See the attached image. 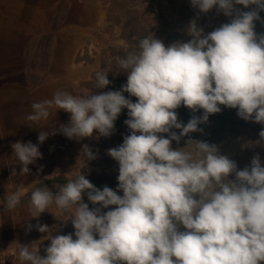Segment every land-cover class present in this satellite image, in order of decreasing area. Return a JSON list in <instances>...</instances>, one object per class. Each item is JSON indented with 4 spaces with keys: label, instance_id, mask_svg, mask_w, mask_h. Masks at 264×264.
Returning a JSON list of instances; mask_svg holds the SVG:
<instances>
[{
    "label": "clouds",
    "instance_id": "1",
    "mask_svg": "<svg viewBox=\"0 0 264 264\" xmlns=\"http://www.w3.org/2000/svg\"><path fill=\"white\" fill-rule=\"evenodd\" d=\"M189 4L198 14L215 7L231 19L204 34L197 15L186 28L191 39L167 47L152 34L141 38L137 51L116 59L126 74L119 90L80 95L56 90L50 99L30 105L25 117L29 127L47 121L52 109L68 113L69 120L40 129L36 144L10 145V156L19 165V172L11 170L13 177L30 174L28 166L41 159L38 146L57 132L77 141L109 137L122 109L127 110L123 123L129 132L106 150L118 164L115 191L97 188L78 174L55 194L47 187L30 192L28 220L54 205L58 212L70 213L73 232L61 235L62 224L49 227L27 220L26 232L35 228L44 235L38 245L16 242L19 264H264V166L259 156L238 170L215 144L189 138L185 147H171L172 141L201 130L198 125L219 113L220 106L260 124L257 143H264V33L254 31V22L264 25L259 16L264 0ZM106 77L107 72L95 73V89L109 85ZM181 105L201 114L181 123L175 112ZM81 152L87 161L96 158L87 144ZM24 195L17 186L0 212L16 209ZM44 240L48 244L41 255L38 246ZM5 262L0 257V264Z\"/></svg>",
    "mask_w": 264,
    "mask_h": 264
},
{
    "label": "rangeland",
    "instance_id": "2",
    "mask_svg": "<svg viewBox=\"0 0 264 264\" xmlns=\"http://www.w3.org/2000/svg\"><path fill=\"white\" fill-rule=\"evenodd\" d=\"M42 1L45 0H40V4ZM172 1L177 2L176 7H170L167 0H51L49 12L51 15L36 17L32 24H24L18 29V35L23 36L24 72L28 75V82L40 89L39 101L50 99L56 90L67 91L73 95L91 91L98 94L119 90L126 82V74L120 72L116 63L118 57L137 51L138 41L150 34L167 47L171 42H167V39L174 34L172 30L183 28L186 24L179 18L180 15L178 16L180 23L172 20L177 17L180 7L186 8L187 11L189 0H184L187 4L183 2L180 4L181 0ZM213 12L214 15L221 13L217 12L216 8H213ZM173 38L177 40L176 37ZM98 71L107 72L106 78L110 83L104 89H95V73ZM46 91H50V94L48 95ZM123 94L135 102V97ZM126 112V109L121 110L114 121V131L109 137H88L77 141L70 140L59 132L49 136L38 146L41 159L28 166L30 174L27 176H10L13 167L19 172V165L12 159L13 157L0 161V204L8 192L16 190L17 186H22L25 191L21 204L16 209L11 212H0V221L3 223L0 229L4 234V240L0 239V257L5 259V264H19L16 258V242L20 244L33 242L38 245L44 235L35 228L25 231L24 225L29 217L26 207L23 210L20 206H27L29 194L33 189L47 187L55 194L61 185L74 179L78 174H85L90 183L100 176L111 179L114 184L111 189L116 190L118 164L106 156V150L118 146L122 143V137L128 134L122 129L123 121L127 118ZM230 113L227 119L218 120L212 129L219 135L224 131L223 136L220 135L221 138L217 137V141L211 142L218 146L221 154L227 155L236 163L238 170L242 166L243 168L248 166L253 156H259L264 166V143H257L261 128H254L255 125L252 123L250 126L253 128L249 127L251 128L248 129L249 133L242 135L241 130L244 128L241 127L237 135L231 130V126L234 128L232 117L235 118L236 115L234 111ZM179 114L180 119L185 122L184 115ZM68 120V113L52 109L47 121L36 123L38 128L25 127L15 131L17 136L34 137L32 143L36 144L40 129L52 124L58 128ZM242 123L245 127L249 121L242 120L239 124ZM27 124L25 122V125ZM219 126H223L224 129ZM201 127L203 124L198 125V129ZM44 131H48V128L46 127ZM11 136L13 131L9 130L7 137ZM187 139L189 137H184L171 147L183 148ZM85 144L95 154V159L86 160L81 152V147ZM7 153H11L10 145L7 146ZM1 154L5 155L4 151L1 150ZM37 169H40L39 173ZM120 194L118 192V195ZM82 201L89 203L83 195ZM92 207L94 205L89 203V208ZM48 211L49 213H42L27 223L33 225L40 223L49 227L62 224L58 234L73 232L70 221H67L70 213L58 212L54 205L50 206ZM11 222L19 223L16 226V233H5V228L10 232ZM55 234L57 233H53ZM47 244L48 241L44 240L38 246L41 255L44 254L43 248Z\"/></svg>",
    "mask_w": 264,
    "mask_h": 264
},
{
    "label": "crops",
    "instance_id": "3",
    "mask_svg": "<svg viewBox=\"0 0 264 264\" xmlns=\"http://www.w3.org/2000/svg\"><path fill=\"white\" fill-rule=\"evenodd\" d=\"M50 10L51 0L41 4L40 0H0V161L10 159L8 145L16 141L32 142L34 138L17 136L15 130L38 128V124L29 127L31 122L25 119L31 112L30 105L39 101L40 89L28 82V75L24 72L23 36L18 35V29L24 24H32L36 17L51 15ZM46 93L49 95L50 91ZM25 122L28 124L25 125ZM9 130L13 131V136L8 138ZM1 150L5 155L1 154ZM24 207L26 205L20 206L23 210ZM18 224L11 222L10 232L5 228V233H16ZM0 239L4 240L2 229Z\"/></svg>",
    "mask_w": 264,
    "mask_h": 264
},
{
    "label": "trees",
    "instance_id": "4",
    "mask_svg": "<svg viewBox=\"0 0 264 264\" xmlns=\"http://www.w3.org/2000/svg\"><path fill=\"white\" fill-rule=\"evenodd\" d=\"M167 1H168L167 3L169 4L170 7H176L177 2H174L172 0H167ZM182 2H183V4H187V2H185L184 0L179 1L180 4H182ZM235 7L240 9L241 11L249 10V9L243 8V6H240V5H236ZM251 7H254V6H250V8ZM213 8H215V7H213ZM180 9H182V11ZM190 9H191V11H190ZM187 11H189V13ZM187 11H186V8L180 7L179 11L176 14L177 17L173 18L172 21L175 23H180L179 21H181L180 19H182V21L185 22L186 24L184 25L183 28H180V29L178 28L176 30H172V31H174V34L172 36L170 35V37H171L170 39H167V42L171 41L170 44L177 42V41L187 42L189 39H191V37L186 32V28H187L188 22L190 20L196 18L197 15L199 16V18L196 20V23H197L198 27L203 29L204 34H207L208 32L212 31L213 29L219 27L220 24H222V23H228L231 19V17H226L224 15H220L221 13L214 15L213 9L207 13H204V14H197V10L194 9L191 5H189ZM178 16L180 19H178ZM259 16L261 17V21H264V12H260ZM254 24H255L254 31L256 33H258V34L264 33V25H262L261 22H254ZM173 37H176L177 40L174 39ZM220 107H221V111L219 113L212 114L208 117V121H207L208 124L204 123L203 127L200 128L201 130H198V132L196 131V132L190 133L189 136H186V137L187 138L189 137L190 139L195 140V141H204V142H207L209 144L211 141H217L218 140L217 137L221 138L220 135L223 136L224 131L222 133H220V135H219L215 131H212V129L214 128V126L218 122V120H220V119L225 120V118L227 119V117H229V114H231L230 113L231 111H234V114L236 115V109L224 108L223 106H220ZM201 111L202 110L198 109L196 112H192V110L184 107L183 105H181L177 109H175L178 121H180L181 123H186L188 121V119H190L193 115L198 117L201 114ZM179 113H182L184 115L183 118H185L184 119L185 122H183L180 119L181 115ZM232 121H233L234 128H232V126H231V130L232 131L234 130V132L237 135L239 134L238 129H240L241 127L244 128L243 131L241 130L242 135L249 133L248 129L253 128L252 126H250L252 123L255 125L254 128H258V127L261 128L262 127L260 124L254 123L251 120H249V124L244 127L243 123L239 124L242 122V119H240L236 116H235V118L232 117ZM204 125H206V126H204ZM219 127L222 130L224 129L223 126H219ZM249 127H251V128H249ZM122 129L124 132H129L126 125H124V124L122 125ZM171 131H176L178 134L179 130L172 129ZM182 139L183 138H181V140ZM175 143H176L175 141H172L171 146L175 145ZM106 156H108V155H106ZM241 169H243V166L241 167ZM230 178H232V177H230ZM92 184L97 188H102L104 186H108L109 188H111L114 185L111 182V179H109L107 177H103V176H100L99 178L94 179L92 181ZM117 194H118V192H117Z\"/></svg>",
    "mask_w": 264,
    "mask_h": 264
}]
</instances>
